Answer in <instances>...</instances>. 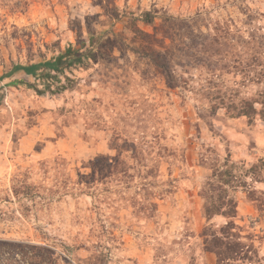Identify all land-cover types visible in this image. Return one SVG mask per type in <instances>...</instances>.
Segmentation results:
<instances>
[{
	"label": "rangeland",
	"instance_id": "rangeland-1",
	"mask_svg": "<svg viewBox=\"0 0 264 264\" xmlns=\"http://www.w3.org/2000/svg\"><path fill=\"white\" fill-rule=\"evenodd\" d=\"M32 263L264 264V0H0V264Z\"/></svg>",
	"mask_w": 264,
	"mask_h": 264
},
{
	"label": "trees",
	"instance_id": "trees-1",
	"mask_svg": "<svg viewBox=\"0 0 264 264\" xmlns=\"http://www.w3.org/2000/svg\"><path fill=\"white\" fill-rule=\"evenodd\" d=\"M83 56H84V53L76 52V50H73L72 47L69 46L65 49L64 53L58 55L57 57L53 59H49V60H46L40 63H33L29 65L16 64L13 66L12 71L22 70L26 74H30V75H35L37 69H39L40 67H45V68L57 71L59 70L60 65L63 63H65V67H67L74 63L81 62ZM21 252H22V255H25L31 258V256L28 255V251H21Z\"/></svg>",
	"mask_w": 264,
	"mask_h": 264
}]
</instances>
